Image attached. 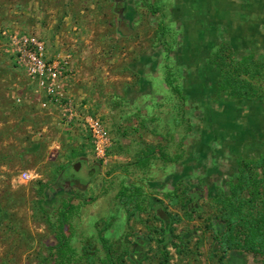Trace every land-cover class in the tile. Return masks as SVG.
Masks as SVG:
<instances>
[{"label": "rangeland", "instance_id": "rangeland-1", "mask_svg": "<svg viewBox=\"0 0 264 264\" xmlns=\"http://www.w3.org/2000/svg\"><path fill=\"white\" fill-rule=\"evenodd\" d=\"M75 4L83 10L75 18L82 26L73 36L78 47L64 53L74 63L83 54L105 65L95 72L105 69L106 78L92 82L101 85L100 111L89 112L110 125L111 159L95 158L76 121L64 125L27 89L15 90L25 79L2 31L38 34L12 25L15 9L0 0V264H68L57 246L60 228L72 249L70 264H89V255L109 264L108 253L116 264H264L240 248L223 252L215 239L224 228L216 200L236 181L237 162L264 158V103L217 99L219 73L211 64L224 43L237 55L264 53V0H196L189 9L177 0H126L120 13L112 0ZM144 57L160 62L141 88L137 61ZM112 73L130 75L129 91L121 87L125 80L111 82ZM26 169L38 176L20 181ZM64 171L82 182L61 178ZM134 185L140 191L128 203L121 191Z\"/></svg>", "mask_w": 264, "mask_h": 264}, {"label": "trees", "instance_id": "trees-1", "mask_svg": "<svg viewBox=\"0 0 264 264\" xmlns=\"http://www.w3.org/2000/svg\"><path fill=\"white\" fill-rule=\"evenodd\" d=\"M213 64L219 73L216 98L219 100H255L264 103V53L237 55L228 44L218 46L213 54ZM236 181L229 185L225 195L220 193L216 200L219 204L220 218L224 223L223 230L215 231V239L223 252L240 248L243 251L260 255L264 260V158L255 160L242 158L238 162ZM65 171L61 173L64 174ZM125 187L121 195L126 202H135L140 187ZM129 191V192H128ZM66 205L59 220L67 223ZM133 210H130L132 214ZM165 219V218H164ZM167 220V219H166ZM168 232L163 229V237ZM58 248L61 256L67 261L71 257V247L66 235L60 228ZM89 255V264H97ZM116 264L111 253L107 254L104 263Z\"/></svg>", "mask_w": 264, "mask_h": 264}, {"label": "built area", "instance_id": "built-area-1", "mask_svg": "<svg viewBox=\"0 0 264 264\" xmlns=\"http://www.w3.org/2000/svg\"><path fill=\"white\" fill-rule=\"evenodd\" d=\"M2 34L8 37V51L13 56L14 65L23 73L24 85L37 99L39 108L51 115L56 112L64 125L76 121L84 133L81 137L89 140L95 158L103 164L110 162L112 141L107 120L96 112L79 114L74 110L68 95L67 83L76 71L71 54L66 52L48 57L44 40L35 33L15 28L3 30ZM13 99L16 103L22 102L19 94L13 95ZM36 176L38 174L34 170L26 169L20 171L18 179L29 181Z\"/></svg>", "mask_w": 264, "mask_h": 264}, {"label": "crops", "instance_id": "crops-1", "mask_svg": "<svg viewBox=\"0 0 264 264\" xmlns=\"http://www.w3.org/2000/svg\"><path fill=\"white\" fill-rule=\"evenodd\" d=\"M5 4L12 5L11 8L15 9L12 11V25H17L21 29H24V27H28L29 30H35L38 35H44V40L46 42V52L47 56L50 58H53L55 56H58L60 54H63L64 51L69 50H76L78 45L75 43L77 42V37H73L75 34H77L82 26L79 27L77 16H81L83 13V10L81 8H77V4H75L74 8L70 7L72 6V3L78 2V0H1ZM140 0H134V2H139ZM196 0H177V3H186L187 9H189L190 3L195 2ZM68 2V4H67ZM45 5V6H44ZM37 7H40L37 9ZM43 8H45L43 10ZM125 16L127 18L133 17V12L125 8ZM124 11V12H125ZM58 16V17H57ZM60 18V26L55 27V18ZM90 16H87V18ZM35 19L33 24H29L28 19ZM45 18V23L43 26L41 25V22L39 19ZM32 19V20H33ZM62 19V20H61ZM70 19V20H69ZM27 23V24H26ZM16 26V27H17ZM57 26V25H56ZM123 29V30H122ZM121 31L123 34L130 33L131 29L128 30V28H122ZM47 35V36H46ZM82 37H79V40H81ZM87 42L85 41V44ZM138 69L137 72H139L140 76L139 78L141 81H143V85L141 88H146L147 86V80L152 79L155 77L154 72L159 64V60L153 59V58H141L138 61ZM76 71L74 75L69 78L67 83V89H68V95L70 96V99L73 104V108L76 112L79 114H84L89 112V109H92L93 111H100L99 107H97L98 102L96 98H99L97 90L100 89L101 85H97L96 88L92 87V82H96L94 76L97 75V81L101 77H105L108 72L105 69H102L103 72H95V68H97L99 65L102 66V68L105 67L101 63L100 60H92V59H86L83 57V54H81L80 58H76ZM86 66H91L93 69L90 71H87L85 69ZM129 67V65H128ZM99 76V77H98ZM123 79H120V76L118 74L111 75L110 80L112 83H118L119 80H125L121 87H123L124 91H129L130 85L129 81L131 79L129 74L121 75ZM144 77V80H143ZM106 78V77H105ZM127 84V85H126ZM15 86L16 91H21L22 89H26L24 83L21 85H17L16 83L13 84ZM96 92H95V90ZM15 92L13 91V94ZM18 94V93H17ZM38 105V104H37ZM102 106V105H101ZM143 105H140V109H143ZM146 107V106H145ZM108 112V109H105V113ZM51 116V114H50ZM144 117V115H142ZM146 119V118H145ZM108 123V122H107ZM110 127V125H109ZM27 128L30 129V126H27ZM47 126L42 125L41 132L44 133ZM80 130V128H79ZM80 135H84V133H80ZM44 139L51 141L52 137L47 136ZM25 142V141H23ZM51 143H54L52 141ZM34 145V143H33ZM30 146V144H29ZM33 147V146H32ZM30 148H27L26 150L29 151Z\"/></svg>", "mask_w": 264, "mask_h": 264}, {"label": "flooded vegetation", "instance_id": "flooded-vegetation-1", "mask_svg": "<svg viewBox=\"0 0 264 264\" xmlns=\"http://www.w3.org/2000/svg\"><path fill=\"white\" fill-rule=\"evenodd\" d=\"M113 1V3H114V5H115V8H114V10L116 11V12H118V13H120L121 11H123V4H124V2L126 1V0H112ZM98 169H100V165L99 164H97V163H95L94 164ZM71 174H73V173H64V174H62L60 177L61 178H63V177H69V175H71ZM73 177H74V174H73ZM77 179V178H76ZM137 244H138V247L136 248V255H137V257L139 258L140 257V252H139V245H141L142 244V240H137Z\"/></svg>", "mask_w": 264, "mask_h": 264}, {"label": "water", "instance_id": "water-1", "mask_svg": "<svg viewBox=\"0 0 264 264\" xmlns=\"http://www.w3.org/2000/svg\"><path fill=\"white\" fill-rule=\"evenodd\" d=\"M122 30H123V29H122ZM82 160L85 161V159H80L79 161H77V162L75 163V165H74V169H75V170H78V168H79V166H80ZM68 178H69L72 182H74V183L82 182L81 180L76 179L75 177H73V174L69 175Z\"/></svg>", "mask_w": 264, "mask_h": 264}]
</instances>
